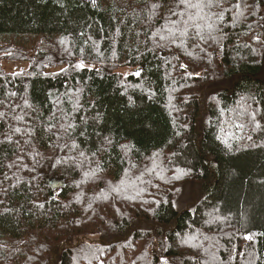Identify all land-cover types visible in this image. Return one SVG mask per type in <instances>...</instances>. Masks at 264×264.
<instances>
[{
  "label": "trees",
  "instance_id": "16d2710c",
  "mask_svg": "<svg viewBox=\"0 0 264 264\" xmlns=\"http://www.w3.org/2000/svg\"><path fill=\"white\" fill-rule=\"evenodd\" d=\"M177 5L0 0V264H264V0Z\"/></svg>",
  "mask_w": 264,
  "mask_h": 264
},
{
  "label": "snow or ice",
  "instance_id": "6c2138e0",
  "mask_svg": "<svg viewBox=\"0 0 264 264\" xmlns=\"http://www.w3.org/2000/svg\"><path fill=\"white\" fill-rule=\"evenodd\" d=\"M217 0H197L196 3H193V0H178V5L177 6H183L185 8V10H188V9H198V10H203L204 7H211L214 3H216ZM153 7H155V5H153ZM169 11L171 12V15L175 16V15H184L185 13L181 12V13H177L175 10L173 9H169ZM203 18V17H201ZM189 21H192L194 26L199 29V25L198 24H195V21H194V17L190 14L189 15ZM185 24V27L183 28H180L179 25H174V28H169L168 29V32L175 36L176 35V32L178 31L179 32V35L181 37L183 36H187L188 35V21H185L184 22ZM209 27L211 28L212 25H209ZM196 35L197 36H201L202 37V33L198 30L196 32ZM160 39L163 40L165 39L164 36H160ZM78 67H83V65H78ZM254 119V117H253ZM17 131H19V129H17ZM246 239H250V237H246Z\"/></svg>",
  "mask_w": 264,
  "mask_h": 264
},
{
  "label": "rangeland",
  "instance_id": "374dc122",
  "mask_svg": "<svg viewBox=\"0 0 264 264\" xmlns=\"http://www.w3.org/2000/svg\"><path fill=\"white\" fill-rule=\"evenodd\" d=\"M6 37H8V34L6 35H0V39L3 40ZM29 38H25L24 42H27ZM0 66L1 69L5 72V73H9V74H17V73H21L22 71H25L27 69V64L25 62H11L8 60H1L0 62ZM59 69H50L48 70V73H53L58 71ZM120 72L124 75L126 74H135L136 70L135 69H128V68H121Z\"/></svg>",
  "mask_w": 264,
  "mask_h": 264
},
{
  "label": "water",
  "instance_id": "95a60500",
  "mask_svg": "<svg viewBox=\"0 0 264 264\" xmlns=\"http://www.w3.org/2000/svg\"><path fill=\"white\" fill-rule=\"evenodd\" d=\"M52 180H53V179H49V180L47 181V183H50ZM54 181H55V187H60V186H62V183H60V181H57V180H54Z\"/></svg>",
  "mask_w": 264,
  "mask_h": 264
}]
</instances>
